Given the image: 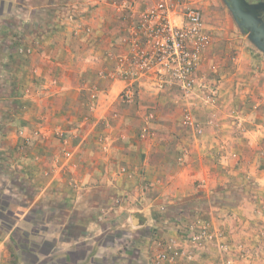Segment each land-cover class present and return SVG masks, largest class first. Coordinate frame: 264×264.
<instances>
[{
    "label": "crops",
    "instance_id": "1",
    "mask_svg": "<svg viewBox=\"0 0 264 264\" xmlns=\"http://www.w3.org/2000/svg\"><path fill=\"white\" fill-rule=\"evenodd\" d=\"M113 6L0 0V195L16 217L0 222V264H154L159 240H181L197 215L217 237L192 249L194 264H264V61L240 46L231 71L216 22L207 57L220 95L197 114L201 131L163 107L135 139L114 107L122 82L99 76L123 30Z\"/></svg>",
    "mask_w": 264,
    "mask_h": 264
},
{
    "label": "rangeland",
    "instance_id": "2",
    "mask_svg": "<svg viewBox=\"0 0 264 264\" xmlns=\"http://www.w3.org/2000/svg\"><path fill=\"white\" fill-rule=\"evenodd\" d=\"M75 1H81L84 5L89 4V0ZM127 1L113 0L114 10L123 17L125 16V20L123 19V30L120 36H118L117 42L114 41L111 45L112 47L103 52V56L111 61L113 65L109 68H102L99 71V76L108 80L122 82L121 87H115L114 94L117 97L114 101V107L118 111L128 112L132 117L134 127L133 138L135 139H142L140 134L146 122H158L156 116L162 111L163 107L166 111L169 110L168 114L174 113L175 116H181V122L184 113L191 111L195 115V119L202 124L197 114L199 112L209 111L212 104L208 102V96L214 91H216L217 98L220 95L219 80L221 79L222 70L220 65L209 63L207 57V52L212 44V26L216 22L219 25L221 24V27L227 29L229 32L228 37L222 39V46H219L220 44L218 45L219 51L217 54H223L227 57L225 66L229 67L231 71L236 72L237 70L240 61L238 57V47L240 46H247L251 53L259 55L261 57L260 59H262L261 61H264V50L250 38L249 33L240 28L232 10L227 4L221 0H192L193 3L189 2V0H180L178 11L182 14V18L173 22V24H178L187 34L181 48L178 49L180 63L174 62L173 59L176 58V54L174 53L171 42L168 40L169 37L165 35V50L167 51L164 52L165 59L162 69L158 66L161 70L160 73L158 72L159 70L157 71L156 66L144 70L133 64L129 68L127 64H121L120 60H127L128 56L136 57L139 53L140 46L148 39V37L141 36L139 33V14L150 7L152 1L138 0L133 5H130ZM190 11L199 12L201 16L199 33L193 32L194 25L190 19L186 18ZM83 28L87 32L91 31V28L84 24L79 26V29ZM199 35L207 36L208 41L204 44L203 41L200 43ZM218 41V43L221 42L220 40ZM197 45L201 47L199 58L196 60L193 68L187 72L183 62L184 53L192 50L193 46ZM120 47H122V50ZM185 80H194V82L188 85L184 83ZM95 86L101 87L99 84H94L90 92L93 91ZM102 87L105 88L107 86L102 85ZM128 89H131L135 94L132 100H127L123 94ZM151 114L153 117H149ZM182 126L185 125L183 124ZM127 127L130 130L129 124H127ZM177 127H179L178 124ZM120 135L121 138H124L122 134ZM55 138L64 140L65 137L61 138L56 133ZM0 139L2 138L0 137ZM28 143L25 139L21 144ZM2 172L0 170V173ZM22 184V182H19V187H22ZM1 185L0 182V188H2ZM27 191L31 192L30 189ZM15 200L18 203L22 202V199L18 197H15ZM14 203L16 202L14 201ZM41 216L39 207H37L26 213L25 218L38 222Z\"/></svg>",
    "mask_w": 264,
    "mask_h": 264
},
{
    "label": "built area",
    "instance_id": "3",
    "mask_svg": "<svg viewBox=\"0 0 264 264\" xmlns=\"http://www.w3.org/2000/svg\"><path fill=\"white\" fill-rule=\"evenodd\" d=\"M138 0H128L130 5H133ZM152 4L146 10L139 14L140 20V34L141 36L148 37L146 41L139 48L138 55L128 56L127 60L121 59V64H127L129 68L134 66L141 69H147L149 67H157V71L160 73L162 69L165 55V35L172 44L176 58L174 62L180 63V55L178 49L181 48L182 43L187 37L186 32L178 25L173 24L174 21L181 19L182 14L179 10L180 0H151ZM192 2V0H189ZM126 3V1H125ZM193 3V2H192ZM133 15V14H132ZM186 18L192 21L193 32H200L201 16L199 12L190 11ZM199 41H203V44L207 42V36L199 35ZM25 49V48H22ZM201 47L199 45L193 46L192 50H188L184 53V68L189 72L196 64V60L199 58ZM191 52V54H190ZM159 66V68H158ZM126 73V72H125ZM194 80H185L184 83L191 85ZM99 91L98 86H95L92 91V98L96 99ZM124 96L127 100L134 98V93L131 89L124 91ZM208 102L214 104L217 97L216 91L212 92L208 96ZM214 115V114H213ZM149 117H153L151 114ZM182 122L185 126L192 127L198 132L201 131L202 124H200L191 111H187L183 115ZM148 128L145 126L142 128L141 137L144 138L148 134ZM19 134H23V130H19ZM59 136L65 137L63 131H60ZM182 241L187 243L189 248H186L180 239L175 237L161 238L158 242V248L154 255V264H181L180 260H185V264H194L195 258L192 249L203 246L210 243L217 237V234L213 231L210 223L203 217L197 215L191 218L182 227ZM222 250H226L227 247L224 243L220 245ZM215 264H234L229 259H221Z\"/></svg>",
    "mask_w": 264,
    "mask_h": 264
},
{
    "label": "flooded vegetation",
    "instance_id": "4",
    "mask_svg": "<svg viewBox=\"0 0 264 264\" xmlns=\"http://www.w3.org/2000/svg\"><path fill=\"white\" fill-rule=\"evenodd\" d=\"M225 4L228 5V3L233 4L234 0H221ZM246 1L250 4H255L258 7L256 8L257 15L260 19V21L257 24H249L245 21L244 18H240V23L238 25L240 28L247 33H249L250 38L261 48L264 50V35H262L261 30V25L264 22V0H243ZM236 20V19H235ZM237 21V20H236Z\"/></svg>",
    "mask_w": 264,
    "mask_h": 264
},
{
    "label": "water",
    "instance_id": "5",
    "mask_svg": "<svg viewBox=\"0 0 264 264\" xmlns=\"http://www.w3.org/2000/svg\"><path fill=\"white\" fill-rule=\"evenodd\" d=\"M228 6L232 10L238 23H240V18H244L249 24H257L260 21L256 12L258 6L255 4H250L243 0H234L232 6L230 3H228ZM259 29L261 30L262 35H264V22Z\"/></svg>",
    "mask_w": 264,
    "mask_h": 264
},
{
    "label": "trees",
    "instance_id": "6",
    "mask_svg": "<svg viewBox=\"0 0 264 264\" xmlns=\"http://www.w3.org/2000/svg\"><path fill=\"white\" fill-rule=\"evenodd\" d=\"M1 194V193H0ZM6 200L5 198H3L2 195H0V222L1 223H5V224H8V225H13L16 221V217L14 215V212L11 210V209H6L4 208L5 205H6ZM23 236H26L25 234H22V237ZM12 240L16 243H19L17 241V238L15 237V235L12 237Z\"/></svg>",
    "mask_w": 264,
    "mask_h": 264
}]
</instances>
